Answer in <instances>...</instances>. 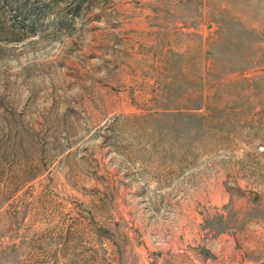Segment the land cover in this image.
I'll list each match as a JSON object with an SVG mask.
<instances>
[{"label":"rangeland","instance_id":"rangeland-1","mask_svg":"<svg viewBox=\"0 0 264 264\" xmlns=\"http://www.w3.org/2000/svg\"><path fill=\"white\" fill-rule=\"evenodd\" d=\"M264 0H0V264H264Z\"/></svg>","mask_w":264,"mask_h":264},{"label":"built area","instance_id":"built-area-1","mask_svg":"<svg viewBox=\"0 0 264 264\" xmlns=\"http://www.w3.org/2000/svg\"><path fill=\"white\" fill-rule=\"evenodd\" d=\"M259 153L262 154V155H264V147H261V148L259 149Z\"/></svg>","mask_w":264,"mask_h":264}]
</instances>
